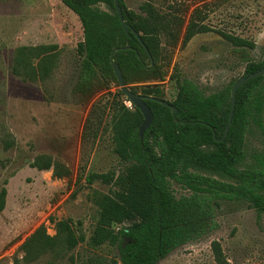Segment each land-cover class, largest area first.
Returning a JSON list of instances; mask_svg holds the SVG:
<instances>
[{
    "label": "rangeland",
    "instance_id": "obj_1",
    "mask_svg": "<svg viewBox=\"0 0 264 264\" xmlns=\"http://www.w3.org/2000/svg\"><path fill=\"white\" fill-rule=\"evenodd\" d=\"M124 2L139 13L144 0ZM175 3L188 8V17L196 8L204 10L206 24L213 31L195 36L186 46H165L159 63L164 80L143 86L161 87L165 99L173 102L178 80H188L210 96L243 77L250 62L264 61V0H157L156 6L166 11ZM219 31L254 42L250 61L233 55L234 47ZM83 40L79 18L61 0H0V192L7 189L6 207L0 212V264L119 261L117 248L90 244L99 213L95 194H109L114 186L90 185L86 177L92 173L118 177L128 164L114 153L110 132L109 106L117 88L99 81L85 94L75 90L83 60L78 46ZM55 45L57 49L49 53L54 55L53 70L45 80L24 81L13 74L18 49ZM32 56L36 64L39 56ZM126 105L132 108L131 102ZM88 118L93 128L84 136ZM97 118L102 119V126L96 136ZM263 132L264 109L261 121H252L249 127L246 158L239 170L253 166L255 156L262 152ZM41 155L63 163L71 175L57 179L52 170L32 168L30 164ZM172 190L177 197L189 194L177 183H172ZM68 220L76 235L85 238L73 249L57 227ZM216 222L214 231L158 264H216L214 241L221 243L230 264H264V213L246 201L225 200L216 209ZM41 226L57 239V245L40 256H27L22 245Z\"/></svg>",
    "mask_w": 264,
    "mask_h": 264
},
{
    "label": "trees",
    "instance_id": "obj_2",
    "mask_svg": "<svg viewBox=\"0 0 264 264\" xmlns=\"http://www.w3.org/2000/svg\"><path fill=\"white\" fill-rule=\"evenodd\" d=\"M79 18L84 40L78 46L83 57L79 81L75 90L85 94L96 82L117 88L109 113L114 153L127 163L126 169L115 173H92L88 184L101 182L113 185L109 194H95L98 220L90 239L95 248L115 247L119 261L114 264H158L178 248L211 233L217 228L216 209L225 200L246 201L259 213H264V148L257 154L253 166L239 170L246 158V137L252 121H261L264 109V76L243 85L236 99L235 113L225 139L235 83L205 96L197 85L178 80L177 96L170 102L172 109L156 100H145L153 112L151 127L141 137L144 122L141 111L132 105L120 89L113 69L117 63L126 85L134 93L154 99H165L161 87L143 86L149 81H163L159 65L165 46H186L195 36L213 29L206 24L207 13L201 8L188 17L178 3L169 4L166 11L156 6L157 0H144L139 13L119 0L124 20L130 29L127 35L116 12L115 0H61ZM106 6L107 9H103ZM137 32L147 50L136 37ZM234 47L233 55L250 61L256 44L234 34L219 31ZM57 46L22 47L14 59L13 74L24 81H43L53 70ZM33 51V52H32ZM39 61L32 63V54ZM153 60V63H152ZM264 68V61L248 64L247 76ZM140 90V92H139ZM88 118L84 136L91 127ZM96 136L102 126L97 118ZM264 137V132H263ZM264 142V140H263ZM39 171H53L57 179L67 178L71 170L51 157L41 155L30 164ZM212 173L223 181L203 174ZM177 183L189 191L177 197L172 190ZM7 189L0 192V212L6 207ZM59 233L66 234L69 248L83 242L71 220L57 224ZM118 229V230H117ZM57 239L41 226L22 245L27 256H40L52 250ZM216 264H230L220 242L212 243Z\"/></svg>",
    "mask_w": 264,
    "mask_h": 264
},
{
    "label": "water",
    "instance_id": "obj_3",
    "mask_svg": "<svg viewBox=\"0 0 264 264\" xmlns=\"http://www.w3.org/2000/svg\"><path fill=\"white\" fill-rule=\"evenodd\" d=\"M115 8H116V12H117V15L119 17V20H120L126 34L130 35V29L128 28V26L124 20L123 10L119 4V0H115ZM134 34L136 35V37L139 39V41L142 43V45L145 47V49L148 52V49L146 48V45L143 42L141 36L137 32H134ZM152 63H153V60H152ZM112 66H113L115 75L118 79V82L120 84L121 91L125 94V97L131 102V104L134 105L136 108H138L144 116V122L140 128L141 137H143L145 135L146 131L151 127L153 120H154L153 112L150 109V107L148 106V104L145 102V100H156L158 103H161L166 107H170L172 109L173 115L174 116L176 115L177 108L175 106H173L169 101L162 100V99H154L151 97H146L142 94L134 93L133 91H131V89L126 85L124 75H123V72H122L120 66L115 62H113ZM261 76H264V68L255 72V73H251L247 76L241 77L235 83V85L232 89V105H231L230 116H229L228 124H227L225 135H224L223 139H225L227 137L229 130H230V126H231L232 121H233V116H234L235 107H236L237 93H238L239 89L243 85L247 84L248 82H250V81H252L258 77H261Z\"/></svg>",
    "mask_w": 264,
    "mask_h": 264
}]
</instances>
